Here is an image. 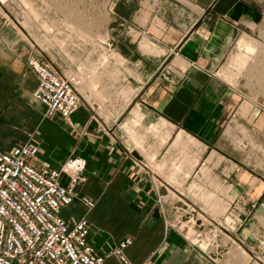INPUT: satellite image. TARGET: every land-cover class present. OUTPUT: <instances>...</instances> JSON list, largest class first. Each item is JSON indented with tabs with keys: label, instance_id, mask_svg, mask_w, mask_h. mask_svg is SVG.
I'll list each match as a JSON object with an SVG mask.
<instances>
[{
	"label": "crops",
	"instance_id": "crops-1",
	"mask_svg": "<svg viewBox=\"0 0 264 264\" xmlns=\"http://www.w3.org/2000/svg\"><path fill=\"white\" fill-rule=\"evenodd\" d=\"M27 1L38 12L31 30L21 23L23 0L0 6V151L32 143L39 147L32 163L56 169L86 160L78 196L61 216L88 219L101 253L131 238L125 255L133 264H264V68L239 74L250 54H262L250 64L264 65V0H85L99 7L95 25L84 28L92 42L70 52L106 50L122 60L103 57L98 87L80 90L82 104L69 120L46 117L34 97L38 75L27 64L30 55L46 60L42 23L53 19L44 7L56 0ZM248 40L254 53L243 46ZM69 182L63 174L61 183ZM202 197L235 224L227 245L207 244L211 258L182 223L195 217L190 208L209 213L196 200ZM228 247L251 257H229ZM105 264L123 263L112 256Z\"/></svg>",
	"mask_w": 264,
	"mask_h": 264
},
{
	"label": "built area",
	"instance_id": "built-area-1",
	"mask_svg": "<svg viewBox=\"0 0 264 264\" xmlns=\"http://www.w3.org/2000/svg\"><path fill=\"white\" fill-rule=\"evenodd\" d=\"M9 2L0 0V6ZM24 22L25 18L21 19ZM27 64L38 75L34 97L46 107V117L69 120L82 104L79 76L59 72L35 55L28 57ZM38 153L39 147L32 143L0 151V264H105L112 256L123 264H133L125 255L133 239H124L101 253L91 241L88 219L66 220L61 216L62 209L78 196L76 188L85 180L86 160L70 159L59 169L37 167L32 160ZM63 174L70 175L67 185L61 183ZM81 201L89 208L95 206L90 197L83 196ZM256 206L254 202L251 208ZM191 225L196 246L202 249L201 243L213 240V227L208 230L211 225L204 220H194ZM208 248L204 251L211 255L212 248Z\"/></svg>",
	"mask_w": 264,
	"mask_h": 264
},
{
	"label": "rangeland",
	"instance_id": "rangeland-1",
	"mask_svg": "<svg viewBox=\"0 0 264 264\" xmlns=\"http://www.w3.org/2000/svg\"><path fill=\"white\" fill-rule=\"evenodd\" d=\"M58 1L56 0V7L53 6H45L44 11L45 14L48 15V19H53L52 22H43L42 27L45 30V35L43 39V49L46 51V62L49 63L52 67H54L59 72H65V73H75L79 76L81 84H80V90L83 91V88H85V85L88 88L96 89L98 85L95 84V78L98 77L97 73L100 71V64L104 56H109L110 61L109 62H117L121 61L122 59L118 58L115 53H109L106 52V50L103 53H99L97 55H94L92 53L88 55L83 54H77L74 52H70V48H77V46H84L88 43L92 42L91 38L87 36L88 34L85 32V26L88 25H95V23H91L90 20L92 19V16H94L96 12V8L99 7H91L85 3V0H76L77 4L75 5H68L66 2H62L63 6L58 5ZM68 1V0H67ZM23 3L28 7V12L26 13L27 19L23 23L24 27L28 30L32 29L33 25V18H38V12L33 7L31 2H28L27 0H23ZM60 11H63L64 16L62 20H59V13ZM92 14V15H91ZM53 15V16H52ZM98 16H95L94 19H100V12L97 13ZM91 16V17H90ZM74 18L77 19L78 22H74ZM91 18V19H90ZM87 19V20H83ZM73 20V21H70ZM81 20V21H79ZM99 23V22H98ZM62 34L63 37L59 38L58 34ZM77 36V39L75 40L74 37ZM100 44V43H99ZM98 44V45H99ZM61 47L60 53H56V48L59 49ZM256 48L254 49V51ZM249 52L254 53L253 50H249ZM250 57H248V60H251L249 62V65H247V69H243L241 72L239 71V74H247L254 76L255 73L258 75L261 71V69L264 68V65H260L259 62L256 61L254 64H250L253 60H256L257 58H261L262 54H250ZM86 60H85V59ZM91 58V59H90ZM91 60V61H90ZM104 64V63H103ZM106 64V62H105ZM111 65V64H110ZM116 66V65H115ZM114 66V67H115ZM245 70V71H244ZM113 72L114 79L117 77L116 70H111L109 73ZM118 78H116L117 80ZM243 129V127H242ZM243 131V130H242ZM237 146L239 147L240 153L244 155L246 153V149L244 147V136L240 135L237 138ZM196 200H203L204 201V210L209 212L208 214L203 213L200 210H197L195 212L191 211L193 208L189 209V212L195 213V217H193V220H204L206 225L208 226V230L212 229L214 230V236L213 240L211 241L214 245L218 244H224L227 245L229 243V237H228V230L231 229V225H233V228L235 227V224H232V220L230 217L227 216L226 211H212L210 208V198H198ZM209 207V208H208ZM73 209H70V214L72 215ZM63 217V216H62ZM214 218L216 221H213L212 218ZM188 225V224H187ZM186 225V226H187ZM186 228V227H185ZM187 230V229H186ZM188 232L190 239L194 240L197 239V236L195 234V230H192L191 227L188 226ZM194 235V236H193ZM210 242V241H208ZM204 243V242H203ZM207 244L205 243V249L207 248ZM228 253H230L233 256L229 257H251L246 251L240 250L237 253L235 250H233L232 247H228L227 249ZM220 256L222 255V250L218 251V254ZM224 257H227V254H224Z\"/></svg>",
	"mask_w": 264,
	"mask_h": 264
},
{
	"label": "bare ground",
	"instance_id": "bare-ground-1",
	"mask_svg": "<svg viewBox=\"0 0 264 264\" xmlns=\"http://www.w3.org/2000/svg\"><path fill=\"white\" fill-rule=\"evenodd\" d=\"M39 20H40V19H39ZM241 43H242V42H241ZM243 46H245V48H247V49H249V50H253V51H254V49H255V44H254L251 40H250V41H249V40H248V41H244V42H243ZM255 51H256V50H255ZM255 51H254V52H255ZM242 58H243V57H242ZM244 59H245V58H244ZM243 61H245V60H243ZM94 80H95V79H94ZM198 195H199V194H198ZM208 195H209V194H208ZM214 200H215V199H214ZM216 200H217V199H216ZM216 200H215V201H216ZM215 203H216V202H215ZM219 206H220V205H219ZM217 209H218V208H217ZM187 222H188V221H187V219H186V221H185V223H184V227L186 226V224H188V226L191 227V229L193 230V227H192L191 224L194 223V222H189V223H187ZM190 223H191V224H190ZM205 243H208V244L210 243V244H211L212 242H207V241H206V242H204V243H201V247H202L203 250H204L205 247H206V246H205ZM206 249H208V248H206ZM206 249H205V250H206Z\"/></svg>",
	"mask_w": 264,
	"mask_h": 264
},
{
	"label": "water",
	"instance_id": "water-1",
	"mask_svg": "<svg viewBox=\"0 0 264 264\" xmlns=\"http://www.w3.org/2000/svg\"><path fill=\"white\" fill-rule=\"evenodd\" d=\"M133 155L137 158H140V155L137 152H133ZM196 249L202 253L205 257L207 258H211L212 256H210L209 254L206 253V251H204L203 249H201L200 247L196 246Z\"/></svg>",
	"mask_w": 264,
	"mask_h": 264
}]
</instances>
